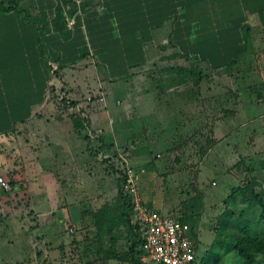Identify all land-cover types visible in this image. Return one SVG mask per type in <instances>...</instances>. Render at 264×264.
Segmentation results:
<instances>
[{
  "label": "rangeland",
  "instance_id": "1",
  "mask_svg": "<svg viewBox=\"0 0 264 264\" xmlns=\"http://www.w3.org/2000/svg\"><path fill=\"white\" fill-rule=\"evenodd\" d=\"M244 1L250 32L235 64L209 68L167 46L130 79H92L85 90L75 88L73 104L89 96L97 101L95 94L104 92L96 107L106 129H97L109 138L100 152L85 140L74 175H57L70 190L59 191L56 205L71 199L81 218H65L55 238L38 229L28 164L0 143V177L12 188L0 187V264H134L128 210L105 154L115 166L123 155L145 169L144 201L196 230L201 264H264L263 252L254 251L249 263L235 246L242 240L264 246L258 200L264 201V0ZM180 69H197L203 80L198 85ZM31 162L34 175L36 159Z\"/></svg>",
  "mask_w": 264,
  "mask_h": 264
},
{
  "label": "crops",
  "instance_id": "2",
  "mask_svg": "<svg viewBox=\"0 0 264 264\" xmlns=\"http://www.w3.org/2000/svg\"><path fill=\"white\" fill-rule=\"evenodd\" d=\"M247 12L244 0H0V143L28 164L44 235L55 238L65 218H81L71 199L56 205L59 191L70 190L57 175H74L89 128L106 129L96 100L72 103L75 88L130 79L167 46L226 68L245 51Z\"/></svg>",
  "mask_w": 264,
  "mask_h": 264
},
{
  "label": "built area",
  "instance_id": "3",
  "mask_svg": "<svg viewBox=\"0 0 264 264\" xmlns=\"http://www.w3.org/2000/svg\"><path fill=\"white\" fill-rule=\"evenodd\" d=\"M93 98L89 96L87 101L94 102ZM97 101L104 102V96L100 95ZM88 132L95 148L100 152L103 130L89 128ZM103 157L109 164L117 162L108 154ZM158 157L161 155L158 154ZM119 160L116 167L123 172L122 191L132 207V224L140 232V261L143 264H199L198 244L191 225L149 206L140 189L145 169L132 165L123 155H119ZM0 187L5 191L12 189L10 182L3 177H0Z\"/></svg>",
  "mask_w": 264,
  "mask_h": 264
},
{
  "label": "trees",
  "instance_id": "4",
  "mask_svg": "<svg viewBox=\"0 0 264 264\" xmlns=\"http://www.w3.org/2000/svg\"><path fill=\"white\" fill-rule=\"evenodd\" d=\"M250 32V28L248 26H245V39L248 38V33ZM240 55V54H239ZM237 56L239 58L240 56ZM236 60L232 63L235 64ZM231 65V64H230ZM181 72L185 73L188 77L192 78L196 84H200L201 81L203 80V76L201 72H199L197 69H180ZM109 165L112 166V168L115 170L116 174L118 175V180L120 181V195L123 200L124 206L128 210V214L126 215V221L129 227V233H130V248H129V255L130 258L132 259L134 264H143L140 261L141 257V250H140V245H141V237H140V232L139 230L132 224V207L130 205L129 199L124 195L122 191V179H123V172L120 169H117L115 166V163H110ZM258 200L261 202V204L264 207V201L261 197L258 198ZM149 205V204H148ZM151 206V205H149ZM152 207V206H151ZM183 223H187L185 220H181ZM189 224V223H188ZM192 228V226H191ZM192 232L194 234L195 240L198 244V237L195 235L194 232H196L195 229L192 228ZM197 233V232H196ZM236 248L239 250V253L245 257L248 262H253L254 257L252 256V253L254 251H259L264 253V246L261 241L259 240H242L241 242L235 243ZM17 264H24V263H17ZM201 264V262L199 263Z\"/></svg>",
  "mask_w": 264,
  "mask_h": 264
}]
</instances>
